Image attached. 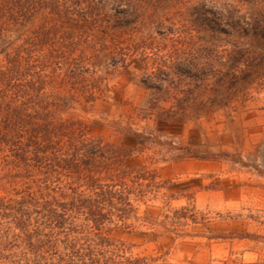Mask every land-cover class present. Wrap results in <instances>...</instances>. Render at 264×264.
<instances>
[{"label":"rangeland","instance_id":"1","mask_svg":"<svg viewBox=\"0 0 264 264\" xmlns=\"http://www.w3.org/2000/svg\"><path fill=\"white\" fill-rule=\"evenodd\" d=\"M112 2L127 63L97 67L103 99L76 112L154 169L148 215L167 203L175 231L113 236L151 264H264V0H131L130 22ZM9 162L0 148V196L17 188Z\"/></svg>","mask_w":264,"mask_h":264},{"label":"trees","instance_id":"2","mask_svg":"<svg viewBox=\"0 0 264 264\" xmlns=\"http://www.w3.org/2000/svg\"><path fill=\"white\" fill-rule=\"evenodd\" d=\"M108 1L0 0V148L20 170L0 196V264H151L113 234H175L167 203L148 215L154 169L130 166L134 151L76 112L103 99L97 67L127 63L119 19L102 15ZM112 1L133 20L131 0Z\"/></svg>","mask_w":264,"mask_h":264},{"label":"crops","instance_id":"3","mask_svg":"<svg viewBox=\"0 0 264 264\" xmlns=\"http://www.w3.org/2000/svg\"><path fill=\"white\" fill-rule=\"evenodd\" d=\"M97 103V102H96ZM160 118V117H159ZM162 121H171V120H173V118H171V117H167V118H165V117H161L160 118Z\"/></svg>","mask_w":264,"mask_h":264}]
</instances>
